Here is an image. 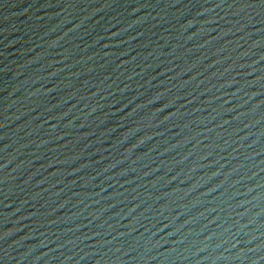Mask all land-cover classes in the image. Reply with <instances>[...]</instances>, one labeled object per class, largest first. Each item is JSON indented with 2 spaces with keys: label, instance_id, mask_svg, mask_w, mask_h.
Here are the masks:
<instances>
[{
  "label": "water",
  "instance_id": "water-1",
  "mask_svg": "<svg viewBox=\"0 0 264 264\" xmlns=\"http://www.w3.org/2000/svg\"><path fill=\"white\" fill-rule=\"evenodd\" d=\"M0 264H264V0H0Z\"/></svg>",
  "mask_w": 264,
  "mask_h": 264
}]
</instances>
